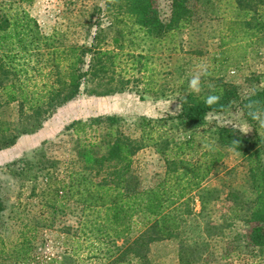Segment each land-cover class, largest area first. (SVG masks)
<instances>
[{"label": "trees", "instance_id": "trees-1", "mask_svg": "<svg viewBox=\"0 0 264 264\" xmlns=\"http://www.w3.org/2000/svg\"><path fill=\"white\" fill-rule=\"evenodd\" d=\"M221 1L172 0L169 16L163 19L156 0H104V8L93 12L109 20L108 25L94 23L89 43L62 46L41 32L17 0H0V109L16 104L21 122L15 129L0 125V151L14 146L21 135L35 134L58 109L82 94L140 93V101L144 94H163L159 83L163 71L155 61L184 48L177 43L180 34L217 20L226 22L229 39H220L218 57L212 58L224 62L227 44L235 37L251 41L264 35V0H228L225 8ZM226 13H231L229 19ZM184 73L182 69L184 81L177 84L178 113L139 117L132 123L136 135L126 133L127 122L118 115L66 125L64 130L75 137L71 167L61 177L50 161L37 167L44 183L31 192L40 199L41 209L21 223L11 247L5 243L7 207L0 185V264L35 262L30 252L44 246L43 230L63 234L69 248L58 259L36 264H159L153 262L150 248L165 242L175 243L176 264H230L228 250L215 247L227 238L222 227L200 220L206 206L220 195L230 203L229 218L246 226L232 239L263 253L264 135L247 116L245 105L256 100L264 106V87L242 98L234 83L209 75L202 78L199 94H189L190 76ZM209 94L220 95L219 103L207 106L204 99ZM236 108L242 110L252 135L206 123L209 113ZM175 131L186 136L176 138ZM146 147H154L165 171L155 185L142 188L132 161ZM228 152L241 157L242 165L227 169L223 160ZM24 162L22 158L13 165ZM26 165L21 174L31 172ZM219 174V187L204 186ZM195 197L198 213L192 207ZM69 215L75 221L66 225Z\"/></svg>", "mask_w": 264, "mask_h": 264}, {"label": "rangeland", "instance_id": "rangeland-1", "mask_svg": "<svg viewBox=\"0 0 264 264\" xmlns=\"http://www.w3.org/2000/svg\"><path fill=\"white\" fill-rule=\"evenodd\" d=\"M17 1L19 6L37 21L42 33L54 37L56 43L62 46L89 43L95 29L93 24L100 23L106 27L109 23L105 17L93 12L95 8H104V0ZM171 1L156 0L163 19H167L169 16ZM226 3L228 0L221 1L223 8L226 7ZM230 14L226 13L224 17L229 19ZM226 26V22L217 20L203 25L198 31L180 34L177 43H182L184 48L179 52L172 53L168 58H164L163 54L162 58L155 61L157 68L163 71L159 82L163 85L161 87L163 94L159 96L144 94L143 101L139 100L140 93H118L103 97L82 94L58 109L35 134L21 135L14 146L0 151L1 196L7 207L5 211V227L7 228L5 235L9 238L5 242L7 247H11L18 238L21 223H25L27 217H31L41 209L40 199L31 192L34 186L36 191L43 187L44 183L37 167L42 166V162L50 161L54 164V172L59 177L71 167L74 159L75 137L70 131L64 130L70 122L86 120L95 116L118 115L127 122L128 131L126 133L136 135L138 131L133 129L132 123L139 117L154 119L166 115L174 116L178 113L180 95L177 84L180 79L184 81L180 72L183 69L186 71L183 75L187 74L191 78L195 66L201 63L208 65L210 76H218L227 82L234 83L242 98L264 87V35L251 41L242 40L239 35L238 37L234 36L235 40L228 42L224 52L227 61L224 62L221 58L217 61L212 60L213 57H218L217 47L220 39L224 38L225 41L229 39V35L225 32ZM199 50L201 55L196 52ZM205 81L207 84L209 79ZM140 89L141 87L139 88L141 92ZM16 106V104H10L0 109L1 126L8 123L12 129H15L21 125ZM242 121L246 120L240 108L223 113H209L206 118L208 125L215 123L237 129ZM207 128L209 127L205 129ZM258 131L264 135V128L259 126ZM243 133L246 136L252 135V127L248 124ZM172 134L181 140L186 136L180 131H175ZM22 158L25 160L24 163L13 165L14 161ZM26 164H29L31 172L21 174L20 168L27 166ZM223 164L227 169H230L242 165V160L237 154L228 152ZM132 171L142 188L152 187L163 176L164 161L156 153L154 147H146L133 157ZM34 173L37 178H30V175L32 176ZM221 175L211 177L204 183V186L219 187L222 183L219 178ZM224 198V195H220L218 200L211 201L200 218L203 223L208 222L221 226L223 233L227 236L223 243H216V251H220L223 247L226 248L229 253L227 261L230 264H264V250L263 253L253 251L250 248H245L244 242L232 239L237 234H243L246 226L241 221L229 218L230 203ZM192 207L195 213L200 211L196 197ZM74 221L75 218L70 215L65 217L66 225L74 224ZM42 238L45 239L44 246H38L30 252L32 257L36 256L35 262H31V264H36L37 260L58 259L59 255L69 248V243L67 244L65 241L64 235L55 230H43ZM84 253L83 250L81 254L84 255ZM150 255L153 262L176 264V245L174 242L152 244Z\"/></svg>", "mask_w": 264, "mask_h": 264}, {"label": "clouds", "instance_id": "clouds-1", "mask_svg": "<svg viewBox=\"0 0 264 264\" xmlns=\"http://www.w3.org/2000/svg\"><path fill=\"white\" fill-rule=\"evenodd\" d=\"M209 75L210 72L208 65L203 63L196 65L188 82L187 92L189 94H199L201 92L202 78ZM209 88L212 89L213 93H215V88L213 85L210 84ZM220 99L221 96L218 94H209L205 97L204 103L207 106H212L219 103ZM245 108L247 110V116L250 117L251 120L256 121L261 128H264V106H262L259 101L249 100V102L245 105ZM238 127L240 132H244L248 127L247 121H242ZM232 144L236 145L237 143L234 141Z\"/></svg>", "mask_w": 264, "mask_h": 264}]
</instances>
